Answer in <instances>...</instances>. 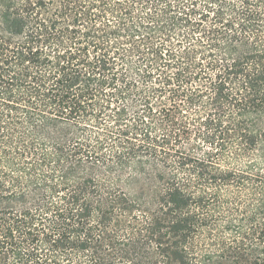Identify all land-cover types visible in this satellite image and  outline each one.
<instances>
[{
  "label": "trees",
  "instance_id": "16d2710c",
  "mask_svg": "<svg viewBox=\"0 0 264 264\" xmlns=\"http://www.w3.org/2000/svg\"><path fill=\"white\" fill-rule=\"evenodd\" d=\"M0 264H264V0H0Z\"/></svg>",
  "mask_w": 264,
  "mask_h": 264
}]
</instances>
